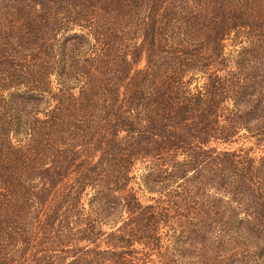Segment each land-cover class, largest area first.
Listing matches in <instances>:
<instances>
[{
    "label": "trees",
    "instance_id": "obj_1",
    "mask_svg": "<svg viewBox=\"0 0 264 264\" xmlns=\"http://www.w3.org/2000/svg\"><path fill=\"white\" fill-rule=\"evenodd\" d=\"M0 264H264V0H0Z\"/></svg>",
    "mask_w": 264,
    "mask_h": 264
},
{
    "label": "rangeland",
    "instance_id": "obj_2",
    "mask_svg": "<svg viewBox=\"0 0 264 264\" xmlns=\"http://www.w3.org/2000/svg\"><path fill=\"white\" fill-rule=\"evenodd\" d=\"M194 84H195V82L192 85H194ZM143 173H145V170L143 171L141 168V170H139L137 172L135 180H133L134 183L131 181V185H133L135 187V189L138 191V195H140L143 202L146 203L147 201H149V198H148L149 194H148V192H146V185L142 179Z\"/></svg>",
    "mask_w": 264,
    "mask_h": 264
}]
</instances>
